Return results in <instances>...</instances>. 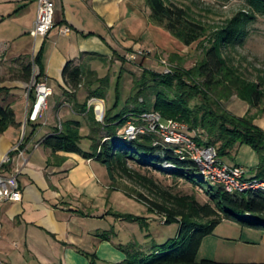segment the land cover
Wrapping results in <instances>:
<instances>
[{"label":"crops","instance_id":"crops-1","mask_svg":"<svg viewBox=\"0 0 264 264\" xmlns=\"http://www.w3.org/2000/svg\"><path fill=\"white\" fill-rule=\"evenodd\" d=\"M54 2V27L45 37L35 38L31 31L38 0H0V72L8 74V83L2 85L9 88L5 93L13 97L9 103L19 123L0 132V157L25 135L32 103L25 66L38 54L41 79L53 87L45 117L27 127L23 153L12 151L4 167L6 173H18L23 199L0 203V257L6 264H123L127 254L112 235L111 219L118 211L113 207L119 192L111 185L115 180L103 184L105 165L96 157L53 152L44 140L63 121L79 120L76 115L83 117L81 131L86 135L95 126L88 112L74 109L84 102L81 91L76 90L72 101L67 96L66 90L74 92L63 76L68 61L157 47L164 31L151 21L147 0ZM92 144L90 149L81 147L91 151ZM201 253L223 262L264 263V230L223 220L205 237Z\"/></svg>","mask_w":264,"mask_h":264},{"label":"trees","instance_id":"trees-1","mask_svg":"<svg viewBox=\"0 0 264 264\" xmlns=\"http://www.w3.org/2000/svg\"><path fill=\"white\" fill-rule=\"evenodd\" d=\"M244 1L247 9L227 20L208 37L206 26L193 18L186 7L173 0H147L151 8V21L185 45H191L205 36L208 38L210 45L205 47L204 59L188 70L176 67L169 72H149L150 85L139 80L136 82V94L131 98L133 105L115 115L112 114V108L108 109L104 122L94 118L93 110L88 111L87 102L92 97L105 98L109 83L105 78H98L100 84L94 88V83L89 81L91 88L86 101L74 109L77 112H88L95 123L91 134H82L83 125L80 120L68 119L61 126L57 125L54 132L44 140V144L53 152L66 151L86 158L96 157L108 168L113 180L116 179L118 169L129 173L128 162L134 161L174 176L185 177L204 188L208 198L205 202L199 201L196 195H174L169 191H163L162 201L150 199L148 202V197L139 193L140 198L148 202L149 211L162 214L168 224L179 223L180 229L176 237L169 238L163 244L153 245L150 252L139 249L135 244L129 248L119 245L127 254L123 264H264L199 259L203 240L213 234L223 220H233L246 227L264 230V190L248 189L232 193L221 184L210 183L204 187L202 180L205 178L195 161L190 158L181 159L172 146L155 145L154 134L142 135L130 141L119 132L130 118L137 120L136 116L144 112L158 111L166 119L173 118L187 123L191 129H204L207 142L217 147L221 158L233 157L234 150H239L242 145L250 146L258 155V162L249 169L247 177L264 180V128L254 122V117L239 116L221 104L223 98H228L233 93L253 106L264 100V86L241 76L229 64L223 52L225 45L236 42L248 32L250 22L257 15H264V0ZM98 56L105 58L103 55ZM35 63L41 69L37 80H41L43 73L39 54L35 57ZM25 69L29 80L32 77L33 61ZM63 76L67 86L74 91L66 90L72 101L77 97L76 90L84 82L85 70L82 63L68 61ZM8 90L0 81V96ZM145 93L154 95L155 99L146 95L140 101ZM198 97L201 102L192 106V100ZM29 98L31 102L34 101V89L30 90ZM29 123L28 121L24 139ZM11 125H19L15 110L9 102L0 103V132ZM86 137L93 140L91 151L81 147V142ZM198 141L201 143V140ZM164 163L171 165L170 170L163 167ZM235 164L242 165L238 162ZM199 175L202 179L197 180ZM114 214L119 218L148 224V218L140 215L122 212ZM103 237L108 238V235L103 233Z\"/></svg>","mask_w":264,"mask_h":264},{"label":"rangeland","instance_id":"rangeland-1","mask_svg":"<svg viewBox=\"0 0 264 264\" xmlns=\"http://www.w3.org/2000/svg\"><path fill=\"white\" fill-rule=\"evenodd\" d=\"M173 1L186 7L193 18L206 26L208 37L213 35L216 29L227 20L247 9L244 0ZM162 31L164 32H162L157 47L145 49L136 47L132 51L116 53L112 57L105 56L103 59L96 57L94 61L87 58L81 59L79 62L84 67L85 76L84 82L79 86L77 92L81 91L84 101H86L91 88L89 81L94 83L93 87L95 88L100 84L97 79L105 78L109 83L106 87V97L103 98L106 103V111L112 108V114L115 115L133 105L131 98L136 94L137 80L143 81L146 85L151 84L149 82L151 73L149 72H169L176 67L188 70L204 59L205 47L210 45L206 36V39L201 38L191 45H185L164 28ZM223 52L228 58L229 64L234 66L241 76L264 86V15H257L250 22L248 32L236 42L225 45ZM132 54L135 55L134 58H131ZM168 69L170 70L168 71ZM0 73L1 83L7 84V72ZM33 80L34 71L32 69V77L28 80L29 86ZM146 95L150 96L152 100L155 99L154 95L145 93L140 97V101L144 100ZM12 100L13 97L10 94L4 93L0 96V103L5 104ZM200 102L201 98L198 97L192 100L191 104L194 106ZM221 104L225 109L239 116L254 117V122L264 128V100L259 105L253 106L241 99L237 93H233L230 97L223 98ZM75 118L84 121L83 117L76 115ZM94 118L97 119L95 115ZM82 134L86 135L85 129L82 130ZM91 144L92 142L86 137L81 146L84 149H90ZM233 154V157L228 156L222 159L230 165L236 162L242 164L247 172L258 162V155L248 145H242L239 150H234ZM163 167L170 170L171 165L164 163ZM128 168L130 169L129 173L118 169L115 181L111 182V185L119 190L113 201V207L118 211H113V214L122 212L140 215L148 218V224L139 220L119 218L114 214V218L111 219L112 228H114L112 235L119 245L129 248L135 244L139 249L150 252L153 245L163 244L169 238L176 237L180 229L179 223L168 224L164 221L162 214L150 212L146 205L151 201L150 199L162 201L163 191H169L174 195H196L201 202H205L208 198L204 188L193 184L185 177L174 176L171 173L134 161L128 162ZM103 169L104 173L101 178L103 184H106L113 179H111L108 168L105 166ZM196 179L202 178L199 175ZM210 183L211 181L208 179L202 180L204 187ZM139 193L148 197V202L141 199ZM123 252L125 251L123 250ZM202 258L203 253L199 254V259Z\"/></svg>","mask_w":264,"mask_h":264},{"label":"built area","instance_id":"built-area-1","mask_svg":"<svg viewBox=\"0 0 264 264\" xmlns=\"http://www.w3.org/2000/svg\"><path fill=\"white\" fill-rule=\"evenodd\" d=\"M55 8L54 0H38V14L31 31L35 38L45 37L52 30L55 24ZM69 30L66 27L64 32ZM132 57L134 58L135 55L132 54ZM33 71L34 80L28 88V94L31 89H34L35 99L27 112L26 121L37 123L45 117L49 98L53 94V87L47 79L37 80L40 72L35 60L33 61ZM87 108L88 111H94L100 122H104L105 99L92 97L87 102ZM136 119L130 118L120 129L122 137L133 141L142 135L154 134L155 145L164 144L174 147L181 159L190 158L195 161L205 179L210 180L211 183L223 185L229 192L234 193L248 189L264 190V180L247 177V170L243 165L227 164L220 157L217 147L207 142V133L204 129H191L187 123L173 118L166 119L158 111L144 112L136 116ZM23 139L24 135L12 151L23 153L21 150ZM198 140H201V143ZM12 151L0 157V203L23 199L18 173L4 172L5 165L12 159ZM0 264H6L1 257Z\"/></svg>","mask_w":264,"mask_h":264}]
</instances>
